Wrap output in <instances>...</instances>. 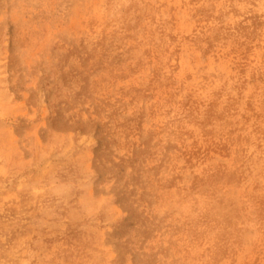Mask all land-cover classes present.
<instances>
[{"label": "rangeland", "instance_id": "obj_1", "mask_svg": "<svg viewBox=\"0 0 264 264\" xmlns=\"http://www.w3.org/2000/svg\"><path fill=\"white\" fill-rule=\"evenodd\" d=\"M0 264H264V0H0Z\"/></svg>", "mask_w": 264, "mask_h": 264}]
</instances>
